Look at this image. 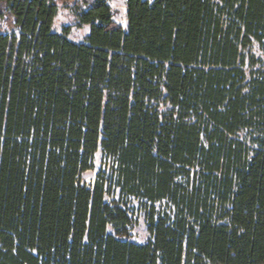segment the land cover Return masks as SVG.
Returning <instances> with one entry per match:
<instances>
[{
  "label": "trees",
  "instance_id": "obj_1",
  "mask_svg": "<svg viewBox=\"0 0 264 264\" xmlns=\"http://www.w3.org/2000/svg\"><path fill=\"white\" fill-rule=\"evenodd\" d=\"M70 3L81 43L53 30ZM1 23L0 264H264V0H127L126 29L108 0H0Z\"/></svg>",
  "mask_w": 264,
  "mask_h": 264
},
{
  "label": "rangeland",
  "instance_id": "obj_2",
  "mask_svg": "<svg viewBox=\"0 0 264 264\" xmlns=\"http://www.w3.org/2000/svg\"><path fill=\"white\" fill-rule=\"evenodd\" d=\"M81 1V0H79ZM110 7L112 8L114 14V20L125 29L127 28V0H108ZM74 3L70 4H60L58 7V13L54 20L53 30L55 33L63 34L65 30L68 31V38L72 41L81 43L85 37L90 33V26L85 25L79 27L78 21L76 19V12ZM0 24V28L2 27ZM254 52L257 56H260V52L255 47ZM243 137L245 133L242 134ZM101 166V159H98L97 169L94 171H89L84 175V181L89 185L93 186L98 169ZM133 206L137 210L140 208L137 200H133ZM151 238L148 230V223L145 213L139 211L135 213V224L130 229V234L128 240L138 244H146Z\"/></svg>",
  "mask_w": 264,
  "mask_h": 264
}]
</instances>
